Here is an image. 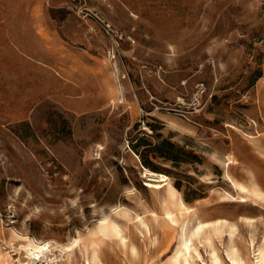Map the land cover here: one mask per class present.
<instances>
[{
    "label": "rangeland",
    "instance_id": "1",
    "mask_svg": "<svg viewBox=\"0 0 264 264\" xmlns=\"http://www.w3.org/2000/svg\"><path fill=\"white\" fill-rule=\"evenodd\" d=\"M51 11L67 41L60 65L81 83L60 80V93L72 97L44 100L28 120L0 125V210L15 211L20 233L60 243L121 204L144 214L148 234L116 216L143 257L104 240V264H159L186 224L227 219L242 256L256 264L251 238L264 236V0H67ZM145 167L166 173L175 195L149 187ZM8 231L0 223V236ZM227 237L214 242L229 262ZM199 247L200 262H209L210 246ZM70 255L82 263L81 249Z\"/></svg>",
    "mask_w": 264,
    "mask_h": 264
},
{
    "label": "crops",
    "instance_id": "2",
    "mask_svg": "<svg viewBox=\"0 0 264 264\" xmlns=\"http://www.w3.org/2000/svg\"><path fill=\"white\" fill-rule=\"evenodd\" d=\"M64 3L67 0H0V125L28 120L44 100L72 97L60 93V80L70 86L81 83L59 62L60 43L67 41L52 26L51 10L53 4ZM44 84H49L45 91ZM3 228L9 229L3 234L10 239V227Z\"/></svg>",
    "mask_w": 264,
    "mask_h": 264
},
{
    "label": "bare ground",
    "instance_id": "3",
    "mask_svg": "<svg viewBox=\"0 0 264 264\" xmlns=\"http://www.w3.org/2000/svg\"><path fill=\"white\" fill-rule=\"evenodd\" d=\"M232 161L233 160L230 162ZM144 175L149 180L147 185L152 189L159 191L163 187H168L171 189L172 194L175 195L170 177L166 173L145 167ZM178 204L182 211H190V206H187L181 198H179ZM133 214L131 209L127 206H123L122 204L116 206L112 213L99 218L97 223H95L94 226H88L85 232L78 230V233L72 236L68 241L61 243L57 242V245L61 251L67 254H75L77 248L81 249L83 252V261L81 264H104L100 254L101 244L104 240H114L122 249H127L131 257L134 259L141 258L143 256L140 255L141 253H139L138 246L135 242H129L121 222L116 217L117 215L128 217L129 220H133L136 228L141 233L147 231L148 234L150 228L146 216L139 212H136L135 215ZM151 215L155 221L159 220L160 214L158 212L152 211ZM165 217L173 225H176L178 222V217L173 210L167 209ZM247 221L248 223L253 222L252 219H247ZM10 230L12 232L10 242L23 247L28 256L31 257L34 253H38L43 249L41 243L37 242L33 236L20 233L15 226L10 227ZM224 234L228 236L226 254L229 262L224 260L215 247L214 242L215 237L221 238ZM236 235L237 226L235 224H230L227 219L212 221L199 220L198 223L194 224L191 228L186 224L182 228L179 234V240L172 249L171 254L164 260H161L159 264H202L200 260L204 261V257L199 247L200 244L210 246V260L207 263L203 262V264H251L248 259L242 256L240 247L235 242ZM196 238L198 241H196ZM51 240L53 239H44V244L47 245L46 242ZM156 240L157 237L154 238V242H156ZM251 245L257 257V259H255L256 264H264V236L258 243L252 237ZM3 260L5 262L2 263ZM10 260L11 259L8 261L7 254L0 253V264H12L13 261Z\"/></svg>",
    "mask_w": 264,
    "mask_h": 264
},
{
    "label": "built area",
    "instance_id": "4",
    "mask_svg": "<svg viewBox=\"0 0 264 264\" xmlns=\"http://www.w3.org/2000/svg\"><path fill=\"white\" fill-rule=\"evenodd\" d=\"M102 22L105 20L102 19ZM107 26L116 36L121 37L118 30L112 28L110 24ZM16 221V213L13 209H9L8 213L0 210V223L3 227H12ZM29 235L43 246V249L33 256H28L23 247L10 242L5 236H0V252L8 251L12 255L13 264H74L71 255L61 251L56 241L51 240L45 245L44 239Z\"/></svg>",
    "mask_w": 264,
    "mask_h": 264
}]
</instances>
